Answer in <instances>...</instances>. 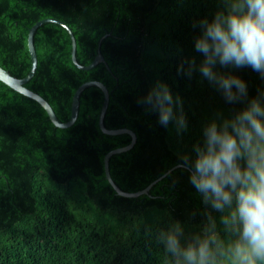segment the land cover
I'll return each instance as SVG.
<instances>
[{"label": "trees", "instance_id": "obj_1", "mask_svg": "<svg viewBox=\"0 0 264 264\" xmlns=\"http://www.w3.org/2000/svg\"><path fill=\"white\" fill-rule=\"evenodd\" d=\"M217 8V0H0V65L17 77L31 69L29 30L41 19L58 18L72 28L82 65L95 59L101 41L109 67L82 69L73 61L69 32L55 22L42 24L34 36L37 69L26 86L63 122L81 84L107 86L105 125L129 128L137 138L110 158L123 190H142L172 169L148 193L118 194L104 159L129 145L132 135L101 129L100 87L82 92L76 121L62 128L38 101L0 80V264H166L158 230L170 220L186 232L202 228L205 205L181 158H195L204 126L218 114L229 118L246 106L227 103L198 71L190 79L178 71L185 59H203L193 25ZM217 70L245 81L249 99L264 91V78L250 67ZM157 82L182 100L188 125L182 133L174 123L161 126L158 115L138 103ZM213 215L219 225L222 213Z\"/></svg>", "mask_w": 264, "mask_h": 264}, {"label": "clouds", "instance_id": "obj_2", "mask_svg": "<svg viewBox=\"0 0 264 264\" xmlns=\"http://www.w3.org/2000/svg\"><path fill=\"white\" fill-rule=\"evenodd\" d=\"M217 3L211 19L193 25L203 59H185L178 71L189 79L198 71L227 103L246 106L229 118L218 114L204 126L195 158H181L202 196L205 222L199 231L186 232L174 220L158 230L166 264H264V91L249 99L245 81L217 70L250 67L264 78V0ZM138 103L156 113L161 126L187 129L182 100L166 83H155ZM213 212L222 213L219 225Z\"/></svg>", "mask_w": 264, "mask_h": 264}, {"label": "water", "instance_id": "obj_3", "mask_svg": "<svg viewBox=\"0 0 264 264\" xmlns=\"http://www.w3.org/2000/svg\"><path fill=\"white\" fill-rule=\"evenodd\" d=\"M46 22L58 23V24L62 25L69 32V34L71 36V40H72V58H73L74 63L78 67H80L82 69H91V68L97 66L99 63H105L108 66V64L105 60V57L103 56V54L100 50L101 41H100L98 53H97L95 59L88 65H82L81 63H79V61L77 59V42H76V37H75V34H74L72 28L63 20H60L58 18L49 17V18H44V19L37 21L29 30L28 46H29V51L31 54L32 63H31V69L28 72V74L25 77H17L15 75H13L9 70L5 69L4 67H2L0 65V80H2L6 84H8L10 87L14 88L15 90L19 91L20 93L38 101L46 109V111L48 112L49 117L52 120V122L57 127H62V128L69 127L76 121L78 114H79L80 97H81L82 92L90 86L100 87L104 92V101H103L101 111H100V115H99V124H100L101 129L105 133H108V134H121V133L126 132V133H129L132 135V142L129 145L113 149L106 154L105 159H104L106 178L109 180V182L111 183V185L117 191L118 194H121L124 196L135 197V196H139V195L144 194V193H148L150 188L153 186V184H155L160 179H162L164 176H166L172 169L169 170L164 175L160 176L155 181H153L146 188L139 190V191H136V192L125 191L114 181V179L111 175V172H110V158H111V156L113 154L121 153V152L127 151L130 148H132L133 145L135 144L137 138H136L135 132L129 128L110 129L105 125L104 119H105V115H106L107 108L109 105L110 93H109V89L107 88V86L103 82L98 81V80L86 81L76 89V91L73 95V99H72L71 117L66 122H63L59 119V117L57 116L53 107L51 106V104L49 103V101L47 99H45L42 95H40L39 93L33 91L32 89H30L26 86V83L34 76L35 71L37 69V65H38V56H37V51H36V47H35V43H34V36H35L37 29L42 24H44ZM177 166H179V165H177Z\"/></svg>", "mask_w": 264, "mask_h": 264}]
</instances>
